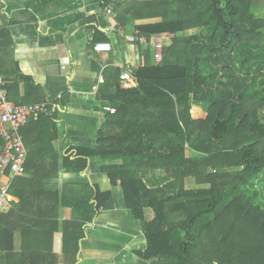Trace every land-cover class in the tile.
<instances>
[{"label":"trees","instance_id":"trees-1","mask_svg":"<svg viewBox=\"0 0 264 264\" xmlns=\"http://www.w3.org/2000/svg\"><path fill=\"white\" fill-rule=\"evenodd\" d=\"M263 11L264 0H131L111 17L116 32L133 24L147 40L136 87L122 88L123 70L111 69L115 91L103 104L116 113H106L95 148L64 152L63 169L82 174L102 160L142 224L145 263L264 264V210L247 194L264 175ZM157 38L170 41L160 63ZM194 105L206 119L193 118ZM54 110L31 125L48 120L55 131ZM156 175L166 184L152 183ZM190 177L210 187L187 189ZM86 187L80 218L94 222L112 193Z\"/></svg>","mask_w":264,"mask_h":264},{"label":"crops","instance_id":"crops-1","mask_svg":"<svg viewBox=\"0 0 264 264\" xmlns=\"http://www.w3.org/2000/svg\"><path fill=\"white\" fill-rule=\"evenodd\" d=\"M134 28L116 32L99 0H0V75L9 97L17 104L51 103L57 116L55 131L48 120L24 127L29 157L33 151L35 157L14 182L13 209L0 215V264H148L137 254L147 248L142 224L102 160L92 157L82 174L63 169L69 147L97 146L107 113L103 96L115 91L111 69L134 72L141 65L146 43L131 41ZM97 43H110L112 51L95 52ZM192 116L206 119V109L194 105ZM187 181V189H199ZM151 182L166 184L161 175ZM87 185L112 193L94 222L80 218L92 196ZM146 218L152 221L154 212Z\"/></svg>","mask_w":264,"mask_h":264},{"label":"built area","instance_id":"built-area-1","mask_svg":"<svg viewBox=\"0 0 264 264\" xmlns=\"http://www.w3.org/2000/svg\"><path fill=\"white\" fill-rule=\"evenodd\" d=\"M128 0H99V5L107 17L114 15L117 5ZM133 43H147L139 31L131 37ZM164 40L155 41L156 61H162ZM97 53L112 51L110 43H97L94 47ZM121 87L131 89L136 87L134 72L126 69L120 77ZM108 113L115 114L116 109L105 107ZM52 113L51 103L17 104L9 98L7 82L0 75V215H5L13 209L15 197L11 192L17 178L26 174L29 150L25 144L22 129L32 122H38L43 116Z\"/></svg>","mask_w":264,"mask_h":264},{"label":"rangeland","instance_id":"rangeland-1","mask_svg":"<svg viewBox=\"0 0 264 264\" xmlns=\"http://www.w3.org/2000/svg\"><path fill=\"white\" fill-rule=\"evenodd\" d=\"M132 25V24H131ZM135 29V28H134ZM196 33H200V31H196V32H191V31H189V32H187L185 35L186 36H191V35H194V34H196ZM170 42V41H169ZM165 43V45H166V47L168 46V45H170V43H168V42H164ZM28 128L27 129H23V135H25L26 136V134H27V132H28ZM48 139V138H47ZM48 142V141H47ZM53 155V154H52ZM189 155L190 156H194L195 154L192 152V151H190L189 152ZM54 159L56 160V157H54ZM58 160V159H57ZM238 169H231V170H224L225 172H235V171H237ZM190 179V180H189ZM186 180H188L187 182H186V184H189L190 186L189 187H199V189H203V187L204 188H209L210 187V185H205V186H203V185H200L199 183H198V181L195 179V178H192V177H190V178H187ZM188 186V185H187ZM202 187V188H201ZM12 193H13V191H11ZM247 194H248V196L249 197H251L252 198V200L254 201V203L256 204V205H259L260 207H262V209L264 210V175H263V177L256 183V185L255 186H253V187H249L248 189H247Z\"/></svg>","mask_w":264,"mask_h":264}]
</instances>
